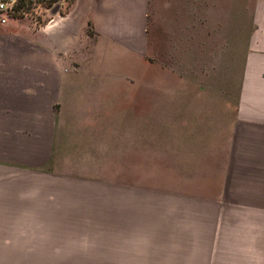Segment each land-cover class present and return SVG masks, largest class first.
I'll return each instance as SVG.
<instances>
[{
  "label": "rangeland",
  "instance_id": "374dc122",
  "mask_svg": "<svg viewBox=\"0 0 264 264\" xmlns=\"http://www.w3.org/2000/svg\"><path fill=\"white\" fill-rule=\"evenodd\" d=\"M256 2L136 4L110 57L116 128L0 181V264H264V152L230 129ZM72 5L17 0L0 33Z\"/></svg>",
  "mask_w": 264,
  "mask_h": 264
},
{
  "label": "crops",
  "instance_id": "0c3cea01",
  "mask_svg": "<svg viewBox=\"0 0 264 264\" xmlns=\"http://www.w3.org/2000/svg\"><path fill=\"white\" fill-rule=\"evenodd\" d=\"M141 1L73 0L69 13L46 28L0 33V181L74 158L64 153L81 145L91 153L95 137L107 135L101 129L112 126L117 85L110 57L117 46L132 49ZM230 129L231 144L264 152V0L253 8Z\"/></svg>",
  "mask_w": 264,
  "mask_h": 264
},
{
  "label": "built area",
  "instance_id": "2783aa9c",
  "mask_svg": "<svg viewBox=\"0 0 264 264\" xmlns=\"http://www.w3.org/2000/svg\"><path fill=\"white\" fill-rule=\"evenodd\" d=\"M17 0H0V23L6 24L7 20L15 13Z\"/></svg>",
  "mask_w": 264,
  "mask_h": 264
}]
</instances>
